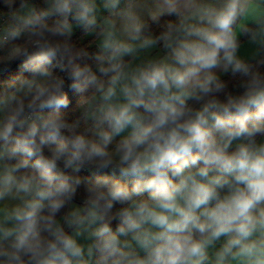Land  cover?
Wrapping results in <instances>:
<instances>
[{
	"label": "clouds",
	"instance_id": "clouds-1",
	"mask_svg": "<svg viewBox=\"0 0 264 264\" xmlns=\"http://www.w3.org/2000/svg\"><path fill=\"white\" fill-rule=\"evenodd\" d=\"M0 264H264V0H0Z\"/></svg>",
	"mask_w": 264,
	"mask_h": 264
},
{
	"label": "trees",
	"instance_id": "trees-1",
	"mask_svg": "<svg viewBox=\"0 0 264 264\" xmlns=\"http://www.w3.org/2000/svg\"><path fill=\"white\" fill-rule=\"evenodd\" d=\"M2 76H3V74H2V73H0V78H2Z\"/></svg>",
	"mask_w": 264,
	"mask_h": 264
}]
</instances>
